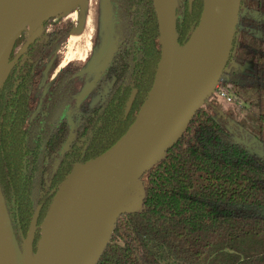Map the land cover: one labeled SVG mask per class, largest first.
Instances as JSON below:
<instances>
[{
  "label": "trees",
  "instance_id": "16d2710c",
  "mask_svg": "<svg viewBox=\"0 0 264 264\" xmlns=\"http://www.w3.org/2000/svg\"><path fill=\"white\" fill-rule=\"evenodd\" d=\"M107 3L116 49L87 95H98L96 103L86 98L76 104L80 63L68 61L56 73L72 19L44 21L17 56L15 49L26 44L22 32L8 58L17 56L0 88V190L20 248L37 210L32 252L74 164L94 159L122 137L157 74L161 44L153 0ZM202 4L176 0L180 48ZM218 87L233 94L235 111L213 96L197 110L179 141L141 177V210L117 217L96 264H264V213L258 211L264 208V156L239 139L241 130L264 146V0L241 1Z\"/></svg>",
  "mask_w": 264,
  "mask_h": 264
},
{
  "label": "water",
  "instance_id": "95a60500",
  "mask_svg": "<svg viewBox=\"0 0 264 264\" xmlns=\"http://www.w3.org/2000/svg\"><path fill=\"white\" fill-rule=\"evenodd\" d=\"M57 1L60 2L0 0V88L9 72L3 76L15 41L34 19H38L41 26L50 17L61 15L63 10H53ZM241 1L203 0L199 22L189 42L180 48L174 32L176 0L171 14L165 10L163 0H153L161 44V60L153 86L135 120L115 144L84 164H74L55 192L40 225L35 252L31 250V243L37 210L20 248L0 190L13 246L21 263L29 264L35 255L42 254L45 248L42 225L57 207L64 228L77 232L69 240L59 264H96L117 217L141 210L145 196L143 174L164 158L166 151L179 141L197 110L215 93L232 51ZM191 3L189 0L190 6ZM164 39L168 40L167 44ZM192 40L201 58L188 74L179 98L167 109L174 63L178 52ZM251 141L256 147L253 150L264 156L263 144L255 137ZM75 172L78 174L73 177ZM68 187L76 195L84 194V199L56 204V198Z\"/></svg>",
  "mask_w": 264,
  "mask_h": 264
},
{
  "label": "rangeland",
  "instance_id": "374dc122",
  "mask_svg": "<svg viewBox=\"0 0 264 264\" xmlns=\"http://www.w3.org/2000/svg\"><path fill=\"white\" fill-rule=\"evenodd\" d=\"M60 14L63 19L70 18L75 24L74 29L71 31L75 36V40H70V33L68 40L59 47L57 53L65 58L67 51L76 50V56L71 60L82 65L80 77L83 80V88L77 96L76 104L79 105L86 98L90 101V104H94L99 96L95 95L90 99L87 95L93 89L99 74L106 70L116 49V41L113 37L112 20L107 0H85L83 4L76 2L71 4L68 8H65ZM87 16L90 20L89 28L85 26ZM38 28H41L38 19H34L27 25L23 31L26 37V43L32 32ZM23 48L24 46H19L15 49L17 55L23 51ZM87 56H89L88 59H86ZM222 84L228 85V81L223 80ZM221 90L226 92L224 88ZM232 95L233 94L230 92L227 93L231 101L226 102L218 98L216 93L212 96L220 102L224 110L229 109L234 112L235 110L230 104L233 102ZM69 121L72 122L71 119H69ZM239 139L245 143L247 147L251 149L256 148L251 141L252 137L241 130H239ZM258 211L264 213V208L258 209Z\"/></svg>",
  "mask_w": 264,
  "mask_h": 264
},
{
  "label": "bare ground",
  "instance_id": "6f19581e",
  "mask_svg": "<svg viewBox=\"0 0 264 264\" xmlns=\"http://www.w3.org/2000/svg\"><path fill=\"white\" fill-rule=\"evenodd\" d=\"M77 1L79 4H83L85 0H60L56 2L53 10H64L68 8L71 2ZM175 0H163V6L168 13L172 12ZM171 14V13H170ZM90 20L86 17L85 26L89 28ZM40 32V29L34 30V36ZM78 34V33H77ZM76 34V35H77ZM73 32L71 33L70 40H75ZM30 38L28 41H31ZM77 40V39H76ZM167 44L168 40L164 39ZM76 56V50L67 51L64 61L71 60ZM200 55L197 53L195 48V42L192 40L183 50L178 52L176 61L173 66L171 86L168 95L167 109H170L173 104L179 98L186 81L188 74L191 69L197 64L200 59ZM10 70V62L5 63L3 69V76ZM81 173V171L79 172ZM78 173H73V177ZM71 177V180L73 179ZM84 194L80 193L76 195L73 193L70 187L67 188L62 195L56 198V204H61L66 201H82L84 199ZM59 211L57 207L53 212L46 218L42 228L45 234V248L41 255H35L29 264H59L62 259L63 252L68 247L69 240L77 234V232H71L64 228L62 221L60 219ZM13 241L10 235V228L8 224L7 217L5 215L4 207L0 199V264H24L21 263L16 255L15 248L13 246Z\"/></svg>",
  "mask_w": 264,
  "mask_h": 264
},
{
  "label": "built area",
  "instance_id": "2783aa9c",
  "mask_svg": "<svg viewBox=\"0 0 264 264\" xmlns=\"http://www.w3.org/2000/svg\"><path fill=\"white\" fill-rule=\"evenodd\" d=\"M216 96L220 99H222L223 101H231V98L229 96H227V93L224 92V90H221L218 86L215 90Z\"/></svg>",
  "mask_w": 264,
  "mask_h": 264
},
{
  "label": "flooded vegetation",
  "instance_id": "af4514ba",
  "mask_svg": "<svg viewBox=\"0 0 264 264\" xmlns=\"http://www.w3.org/2000/svg\"><path fill=\"white\" fill-rule=\"evenodd\" d=\"M40 33V32H39ZM39 33L37 34V36H34V31L32 32V34L30 35V37H29V39L30 38H33L31 41H29V42H32L36 37H38V35H39ZM26 45V44H25ZM25 45H24V47H25ZM21 54V53H20ZM19 55V54H18ZM17 55V56H18ZM17 56L15 57V59L13 60V61H11V62H13L14 63V61L16 60V58H17ZM64 59V58H63ZM63 61V60H62ZM68 61H72V60H68ZM68 61H66V62H68ZM10 62V68H11V66H12V63ZM65 62V63H66ZM65 63H60V65H59V67L57 68V70H56V73L63 67V65L65 64Z\"/></svg>",
  "mask_w": 264,
  "mask_h": 264
}]
</instances>
